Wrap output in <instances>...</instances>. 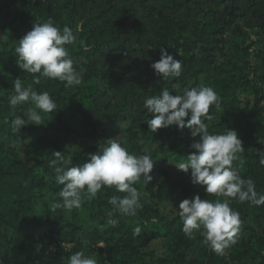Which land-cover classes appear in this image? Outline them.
I'll return each mask as SVG.
<instances>
[{
    "label": "trees",
    "instance_id": "obj_1",
    "mask_svg": "<svg viewBox=\"0 0 264 264\" xmlns=\"http://www.w3.org/2000/svg\"><path fill=\"white\" fill-rule=\"evenodd\" d=\"M49 18L61 30L80 28L75 44L65 46L73 66L82 64L78 86L48 78L35 83L34 74L21 69L14 56L33 24ZM160 47L182 61L180 77L156 75L151 65L160 60ZM16 78L37 92L47 91L57 107L41 113L42 125L13 132L11 119H27L23 113L33 107H10ZM128 82L132 86L123 93L121 85ZM196 86L217 93L220 106H211L212 119L205 120L209 132L237 131L243 163L234 161L233 167L264 194V0H0V264H67L77 251L98 264H264V205L207 194L206 186L192 183L190 171L174 165L194 151L182 145L190 130L169 126L154 133L148 128L146 98L164 88L181 95ZM109 124L126 126L122 142L131 154L153 159L152 181L142 177L134 185L142 208L135 216L114 210L109 199L126 193L113 186L85 199L79 209L50 211L62 188L50 166L53 153L71 157L70 166L89 162V154L99 150L93 141L117 135ZM178 193V208L196 195L228 200L240 215L237 242L217 254L202 229L186 236L179 209L169 217L158 207ZM137 226L141 233L134 236ZM158 244L164 255L151 252L150 261L146 249Z\"/></svg>",
    "mask_w": 264,
    "mask_h": 264
},
{
    "label": "clouds",
    "instance_id": "obj_2",
    "mask_svg": "<svg viewBox=\"0 0 264 264\" xmlns=\"http://www.w3.org/2000/svg\"><path fill=\"white\" fill-rule=\"evenodd\" d=\"M79 30V27L74 31L68 26L61 30L51 18L34 23L15 48L14 56L19 67L26 73L34 74L35 83H39L41 78H48L65 82L66 87L80 85L82 75L73 67V60L65 47L75 44ZM160 51V60L151 65L156 75L164 80L180 77L182 61L170 55L166 47H160ZM8 102L13 110L25 103L33 105L23 113L27 119L21 115L11 119L13 132L28 124L42 125L41 113H52L57 107L47 91L37 92L30 84L24 86L20 78H16L14 93ZM213 105L219 108V97L209 86L185 88L181 95L164 88L159 95L144 100V107L151 114L147 124L152 132L169 126L186 127L193 138H199L191 144L194 151L187 155V159L174 164L186 174L190 171L193 184L206 186L207 194L235 198L240 203L264 205V194H258L253 181L241 178L238 168L233 167L234 161L243 163L238 154L244 151V145L237 131L227 129L223 134L209 132L205 120L212 119L208 113ZM89 155V162L70 166L73 163L71 157L59 151L53 153L50 166L56 183L62 188L58 193L60 199L53 198L49 210L79 209L85 199L91 201L102 188L114 186L126 195L120 198L113 196L108 203L125 216H135L142 204L141 194L134 185L142 177L147 184L152 181L150 173L154 162L151 155L131 154L120 135L107 139L99 145L98 152ZM260 164L264 166V154H261ZM178 209L185 235L192 238L195 231L202 229L201 235L213 252L222 254L225 248L237 242L235 237L240 230V215L230 207L228 200L213 202L196 195L183 200ZM109 223L115 226L117 221L110 219ZM140 233L139 226L133 229L134 236ZM67 264L98 262L93 256L77 251L68 257Z\"/></svg>",
    "mask_w": 264,
    "mask_h": 264
},
{
    "label": "rangeland",
    "instance_id": "obj_3",
    "mask_svg": "<svg viewBox=\"0 0 264 264\" xmlns=\"http://www.w3.org/2000/svg\"><path fill=\"white\" fill-rule=\"evenodd\" d=\"M138 31L137 30H133V34L135 35ZM251 34V39L256 41L257 38H256V35L254 32H250ZM144 38H147L146 35L143 36ZM125 60H123V64H126L127 63V57L124 58ZM81 62H79L76 66H73L77 71H79L82 75L83 73V69L81 67ZM131 82H128V83H125V84H122L121 85V88H122V92L125 93L126 91H128L131 87ZM108 127L112 128V129H115L117 131V135H120V138L122 140V136H123V132L126 128L125 125H112V124H109ZM115 136V137H116ZM197 140V138H193L191 135H189L184 141H183V146H186L188 148H191V144ZM78 141V142H77ZM107 140L105 139H97L95 141H93V144L94 145H100L101 143H105ZM74 144H80L81 146L85 145L84 143H82L80 140H73L72 141ZM19 147V146H18ZM192 149V148H191ZM24 150V148H23ZM180 198H181V195L178 193V194H175L174 196L172 197H169L167 199H165L163 202H161L160 205H158V207L161 209V211L164 213V215L166 216H169L171 217L172 215H174L176 212H177V209H178V203L180 201ZM144 200H146L148 203H151L153 205H156L157 203L152 199V198H144ZM242 233H245L247 230H246V224L242 227L241 229ZM151 252H154L156 253V255H164V253L162 252V247H161V244H158L157 246H155L154 248L151 249V246L146 249V255L148 257V259L151 261ZM153 253V254H154Z\"/></svg>",
    "mask_w": 264,
    "mask_h": 264
}]
</instances>
